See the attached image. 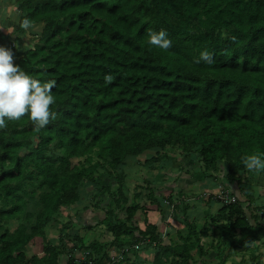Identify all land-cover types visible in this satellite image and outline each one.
Masks as SVG:
<instances>
[{
    "label": "trees",
    "instance_id": "16d2710c",
    "mask_svg": "<svg viewBox=\"0 0 264 264\" xmlns=\"http://www.w3.org/2000/svg\"><path fill=\"white\" fill-rule=\"evenodd\" d=\"M13 3L18 16L11 33L0 30V46L26 73L56 82V119L39 131L26 116L0 129V264H122L147 247L150 264H264V202L249 211L253 197L243 188L254 172L241 161L264 153V0ZM24 17L40 29L16 51L9 38L23 37ZM161 29L172 41L166 51L147 43L149 30ZM205 50L213 63H196ZM148 151L145 163L165 161L161 169L174 152L197 161L205 177L236 184L243 199L222 203L200 228L182 219L176 238L148 222L139 227L142 192L126 196L123 167ZM104 177L113 188L100 184ZM86 185L110 198L100 221L108 239L84 245L75 234L67 247L70 230L51 242L46 227ZM38 245L40 254H27ZM111 247L125 248L121 258L107 255Z\"/></svg>",
    "mask_w": 264,
    "mask_h": 264
},
{
    "label": "crops",
    "instance_id": "0c3cea01",
    "mask_svg": "<svg viewBox=\"0 0 264 264\" xmlns=\"http://www.w3.org/2000/svg\"><path fill=\"white\" fill-rule=\"evenodd\" d=\"M151 155L152 152L148 151L130 160V163L133 169L137 172L136 174L140 177V180H137L138 177H136V180H130L127 177V172L124 171L126 176L124 184L126 196L131 198L135 191L142 192L139 201L144 209L138 211L134 218L139 224V227L144 228L145 223L148 222L156 225L160 230L162 229L165 231L168 229L171 231V237L176 238V232L181 230L182 219H187L189 222H193L197 228H200L203 223H205H200V218H205L208 214H212V209L214 210L216 208L218 210L222 205V202L216 198L199 197L195 201L185 202V207L182 208L180 206V210H177V212L174 209L172 217L168 220L166 218L168 217L169 206L166 202L177 204L181 201L184 202L182 198L185 199V197L197 196L205 192L217 193L220 190L233 193L236 198L243 199L242 195L239 193L237 185L224 183L222 179L223 177H218L214 182V185L209 184V178L204 176L200 164L197 161L191 162L188 157H184L180 153L169 154V165H166L168 167H164L161 169L164 171L158 172V165L165 161L157 162L155 165H150L149 162L145 163L146 158ZM141 161H143V163H141ZM170 164L174 171H171ZM124 167H129V165L125 164ZM251 180H254V182H251ZM99 182L102 186L110 185L112 186L111 188L115 185L113 177H104L101 181L99 180ZM256 182L257 184L255 185ZM244 185L245 187L243 190L248 193V197H253V203L250 205L249 209L251 212L255 206L258 207L264 202V181H261L258 173L254 172L250 175L248 183ZM253 185L256 189L252 188ZM99 191L100 189L97 190L92 185H86L80 201L68 208H64L61 212V217L52 222L50 224L51 227L49 225L46 227L45 236L50 238L51 242H57L58 237L62 238L71 230L69 235L72 236L65 239L67 247L71 246L73 243L72 239L75 234L82 237L84 245L95 240L91 239V236H100L99 231L101 232V229H104V226L103 224H100V221L104 216V207L108 204L110 198L107 194H99ZM148 193H150V197L155 199L150 200L147 198L146 196H148ZM260 198H262L263 201H260ZM215 203L218 204L217 207L215 206ZM243 206H249V203L243 201ZM217 210L214 214H217ZM247 215L250 216L249 212ZM166 220L167 222H165ZM67 221L71 222V227L65 230L62 223ZM260 221L264 222V215L260 214ZM88 236H90V238ZM108 237H103V241H106ZM28 250H30L29 254L33 252H35V254L41 253V247L39 245L33 247L29 246ZM117 253L119 252L115 247H111L107 250L108 256H115ZM129 256L131 257L130 260L123 262L122 264H150L153 257V249L147 247L146 249L139 251L137 254L138 258H135L132 254H129ZM76 257L82 258L83 254H77ZM63 259L65 262L66 257ZM64 262H61V264H64Z\"/></svg>",
    "mask_w": 264,
    "mask_h": 264
},
{
    "label": "clouds",
    "instance_id": "9594fccd",
    "mask_svg": "<svg viewBox=\"0 0 264 264\" xmlns=\"http://www.w3.org/2000/svg\"><path fill=\"white\" fill-rule=\"evenodd\" d=\"M19 27L24 31L33 28L30 18L19 21ZM147 43L155 48L168 50L172 41L165 30H149ZM201 61L212 64L213 57L208 51H201L196 63ZM107 83L113 80L111 75L104 77ZM56 86L54 80L42 81L26 73L14 63L12 49L0 46V129H5L8 122H16L25 116L39 131L56 119V113L51 106L56 102L52 89ZM243 166L250 172L264 171V153L246 154L241 157Z\"/></svg>",
    "mask_w": 264,
    "mask_h": 264
},
{
    "label": "rangeland",
    "instance_id": "374dc122",
    "mask_svg": "<svg viewBox=\"0 0 264 264\" xmlns=\"http://www.w3.org/2000/svg\"><path fill=\"white\" fill-rule=\"evenodd\" d=\"M17 16H18V13L16 11V8H15V4L13 3V0H0V30H6L8 31V33H11V30H12V26L8 27L7 25L8 24H11L13 21H16L17 19ZM40 29V26L36 25L34 26L33 28L29 29L28 31H25L24 32V35L22 38H19V40H14L12 39L13 38V35L10 36V40L9 42L11 43L12 47L17 51V50H24L25 47L27 46H30L31 43H32V38L34 39V34L33 33H36L38 30ZM12 39V40H11ZM174 153H177V152H174ZM130 160L132 159H128L126 161V164L129 165V167H123L124 168V171L127 172V177L130 179V180H136V177L137 180H140V177L136 174L137 172L133 169L131 163H130ZM168 162V161H167ZM141 163H143V161H141ZM170 169L171 171H174V169L172 168L171 164H170ZM164 170H161V168H158V172H162ZM220 175V173H218V176ZM221 176V175H220ZM214 182L213 180H210L208 179V183L209 184H213L214 185ZM251 182H254V180H251ZM257 184V182L255 183V185ZM204 187V186H202ZM199 188V187H198ZM252 188H255L254 185L252 186ZM203 189V188H201ZM256 189V188H255ZM201 191V190H200ZM260 201H263L262 198H260ZM215 206L217 207L218 204L215 203ZM216 208L213 210H211L212 214H214L216 212ZM201 220H199V222H209V219H208V216L207 217H201L200 218ZM16 225V222L15 221H11L10 222V228L13 229ZM51 227V225H49ZM100 233V236H91L92 238L91 239H96L98 241H103V237H108V233L105 231V229H101V232L99 231ZM217 233V231L215 230V234ZM102 235V236H101ZM90 236H88L90 238ZM208 240V239H207ZM30 253V250H27V254L29 255ZM246 254V253H245ZM240 256H241V253H237L235 256L229 258L228 262H232V261H238L240 259Z\"/></svg>",
    "mask_w": 264,
    "mask_h": 264
},
{
    "label": "built area",
    "instance_id": "2783aa9c",
    "mask_svg": "<svg viewBox=\"0 0 264 264\" xmlns=\"http://www.w3.org/2000/svg\"><path fill=\"white\" fill-rule=\"evenodd\" d=\"M211 197V198H216L217 200H219L220 202L224 203V204H231L234 203L236 201V196L234 195H230L228 192H226L225 190L223 191H218L217 193H211V192H205L202 193L200 195L197 196H190V197H185V199L182 198V200L184 202H190V201H195L196 199H198L199 197ZM166 204L169 206V210H168V217L166 218L167 220L169 218L172 217L173 213H174V205L173 203L170 202H166ZM261 215H264V208L260 209V213ZM167 220L165 222H167ZM148 240H145L144 242H147ZM139 244H135L134 248H138ZM125 250V248L121 251V253ZM121 253H117L115 254V256L112 257H116L115 260L121 258ZM91 264V263H90Z\"/></svg>",
    "mask_w": 264,
    "mask_h": 264
}]
</instances>
